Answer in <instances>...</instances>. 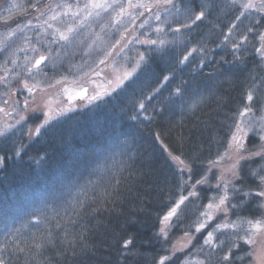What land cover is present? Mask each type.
I'll list each match as a JSON object with an SVG mask.
<instances>
[{
  "label": "trees",
  "instance_id": "trees-1",
  "mask_svg": "<svg viewBox=\"0 0 264 264\" xmlns=\"http://www.w3.org/2000/svg\"><path fill=\"white\" fill-rule=\"evenodd\" d=\"M201 3L212 5L211 15L190 31L182 29L173 35L165 29L167 35L160 38L175 42L165 55H153L148 45L142 46L147 62L112 93L58 115L32 139L29 129L41 123L42 113L28 115L0 136V156L5 157L0 166V244L5 241V225L21 229L19 247L27 242L34 248L30 237L37 229L45 236L52 231L55 239L61 235L55 224L66 223L62 218L66 212L72 214L73 200H79L86 207L83 211L76 208L81 215L73 219H78L75 232L84 236V252L77 249V256L65 257L57 253L68 251L67 244H59L56 249L46 245L37 260L45 264L46 257L51 264H158L161 257L167 256L170 259L165 264H182L205 259L208 248L203 245L204 237L224 217L219 215L209 221L208 228L200 233L190 226L209 197L219 194L217 171L209 162L225 152L233 130V114L247 103L245 92L254 82L257 88H264V57L256 51L260 47L259 34L264 32V12L252 13L238 22L241 9L230 0H191L193 10L199 11ZM233 23L237 28L229 35L228 28ZM249 27L256 29L255 34L247 33ZM242 34L248 35L247 42L239 39ZM225 35L230 41H238L241 48L237 51L231 43L223 42ZM79 41L75 38L70 45L50 44L53 79L69 74L77 63L81 65L82 57L84 62ZM193 47H203L205 54L193 53L188 61L178 63ZM7 61L8 53L1 52L0 64L6 65ZM170 73V79L163 81V76ZM177 87L182 89V96L174 94ZM157 88L160 91L154 94ZM259 94L264 96V92ZM145 95H153L150 104L145 102L148 111L137 120L131 119L138 115L136 103ZM259 143L256 135L246 140L250 150ZM173 156L187 165L183 172L179 171L183 166ZM261 164L259 159L243 162V179L235 184L245 190L257 189L248 169ZM205 176L206 184L196 183ZM193 190L199 196L189 197L181 205L165 237L160 232L164 215L181 195L187 196ZM244 199L238 196L232 203L240 204ZM262 214L264 198L251 196L239 209L231 210L229 218ZM34 215H41L46 223L33 219ZM25 223L28 228L21 227ZM185 232L196 236L193 244L173 255L175 239ZM217 237L223 238L219 233ZM127 239L132 244L124 248ZM249 251V246L241 242L240 248L233 251V264H251L252 257L246 255ZM222 254L214 253L213 264H221L217 257ZM6 255L13 257L14 264L29 260L22 252L10 251Z\"/></svg>",
  "mask_w": 264,
  "mask_h": 264
},
{
  "label": "snow or ice",
  "instance_id": "snow-or-ice-1",
  "mask_svg": "<svg viewBox=\"0 0 264 264\" xmlns=\"http://www.w3.org/2000/svg\"><path fill=\"white\" fill-rule=\"evenodd\" d=\"M234 3H239V0H233ZM41 0H33L30 4V8L32 11L38 13L39 16L43 17L47 15V19L43 20V23L40 25L44 31H47L49 28L53 29L52 35L58 38V41H62L68 43L72 39L73 33L77 32L79 27L84 24L86 20H89L93 17H99L101 13H111L115 12L117 24H120L125 17L129 19L131 23H135V19L139 17L145 16L147 13V17L144 21L139 25V28H144L145 25L149 23L150 20H154L157 23L153 32L157 35V39H140L139 37H134L135 43L148 45V51L153 54L165 55L169 51V46L173 45L175 42L167 39L160 38L161 35H167V32L172 33L173 35L180 33L181 30L190 31L191 28L197 24V22H203L212 12V5L210 3H201L200 10L194 11L191 6V0H136L134 3L133 0H126V3L122 2V0H85L83 4L80 3V0H75L74 4L69 3H56V4H45L44 11H41L39 5ZM241 11L239 15L236 17V21H240L241 17H244L246 13H251V10L255 9L259 12H264V0H245L243 3H239ZM13 8L19 9L20 6L13 4ZM75 8V11H73ZM118 9V11H117ZM128 9H136L137 12L134 15L132 12H129ZM9 13L11 9L8 10ZM27 12V8L23 10ZM72 16L74 18V23L66 25L63 29L55 26V22H58L61 17L64 16ZM2 19L7 23L11 16H4ZM183 21V22H182ZM51 22V23H50ZM256 24L259 21L255 22ZM32 24L31 20H27V22L21 26V24L17 23L15 29H10L8 31V36H15L17 32L23 33L26 28H28ZM177 24L178 26L173 28L172 25ZM237 28V24L233 23L228 28L229 35L232 34L233 30ZM127 32L128 29L126 28ZM256 29L253 27L247 28V33L255 34ZM229 35H225L223 37V42L231 43V47L235 50H239L241 48V44L237 42H233L229 40ZM124 39L122 35L120 40H117L114 45H112V50L115 51L116 45L121 43V40ZM240 40L247 42L248 35L242 34L239 37ZM260 47L256 49L258 53H260L261 57H264V32H261L258 37ZM54 43L57 41H53ZM127 43H132V41H128ZM0 45H3V41H0ZM124 47H127L125 44ZM4 48L0 47V51H3ZM33 52H36L37 49L33 48ZM124 48L120 49V52H123ZM120 52L116 54L119 55ZM193 53H199L201 56L205 54V49L203 47H193L186 53L182 55V58L178 61V63H184L189 60V57L193 55ZM106 56H110L111 52L105 54ZM138 59L136 60L131 71H124L121 76L117 77L115 82V87L111 89V91H115L116 88L121 87L125 81L129 80L133 74L136 72L140 66L147 62L148 57L144 53L138 52ZM50 60L49 55H39L38 58L29 59L25 58V64H30V67H27L26 71L33 78L36 75H40L42 72V65L47 66V63ZM15 64V60L12 61ZM99 64H105V60H99ZM7 72V69L5 70ZM99 75V73H96ZM19 75V73H16ZM173 74L163 76V81L167 82L170 79V76ZM0 81L6 82V77H0ZM55 83H61L60 80H56ZM112 83L111 81L109 82ZM40 86V82L37 81L34 85H29L27 81H24L22 84V88L27 90L30 94H34L36 88ZM54 85H49L52 87ZM160 89L157 88L154 90V94L159 93ZM86 92V89H82L79 92V95H83ZM264 92V88H257L255 86V82L252 87H249L245 92V97L247 103L242 107V109H238L236 113L232 116V125L233 129L230 132V140L227 143L225 148V152L217 157L215 161H210V165H216L220 161L228 160L230 161L228 167L224 170V172L231 176L233 179L229 180L225 178V175H221L218 179L216 189L218 191V195L209 197V202L206 205H203L204 210L199 213L197 221L193 223L190 227L196 232L200 233L202 230L208 228L209 221H213L215 219V215H221L224 219L215 224L211 231H207V235L204 237L203 245L207 246L208 252L204 260L197 261V264H213V255L215 252H223L222 255L217 257L221 264H233V251L238 250L240 248V243L243 242L245 245L249 246L250 251L246 254L248 258L255 256V264H264V214L261 216L252 218V217H241L237 216L235 220H231L230 212L231 210H237L244 204L248 197L255 196L258 198H264V164L256 168H249L248 173L251 178L256 181L257 189L248 188L245 190L243 187H238L235 184V180H242L243 178L239 175L241 171V163H249L253 160L259 159L264 162V144L259 146H253L250 150L246 147V140L249 134L256 135L261 141H264V96H261L259 93ZM108 90L104 92H98L95 95L91 96L92 100H97L103 95H107ZM177 96H182L183 91L180 87H177L174 92ZM73 97L70 95L69 99L71 100ZM153 99V95H145L142 100H139L136 103V108L138 110V115L132 116L131 119L137 120L139 115H143L148 111L146 107V101L150 104ZM7 103V102H5ZM29 101H24L25 110H27ZM256 103L258 106L253 107L252 104ZM3 109H0L2 111ZM155 110V109H153ZM71 111V109H68ZM259 113V115H257ZM63 113H57V115H61ZM54 117L51 115V110L45 114L44 121L37 127V134L40 131V128L44 127L49 123L51 119ZM26 119L24 116L20 117V120ZM145 119L151 120V116H145ZM20 121H17L19 124ZM13 125H5L3 128H0V135H4L7 131H9ZM230 152H234L235 157L229 155ZM16 155H19V150H17ZM104 159H107L105 157ZM173 160L177 161L183 167L179 169V171L183 172L184 168H187L185 162L178 156H173ZM5 160L4 156H0V166L3 165ZM98 167H102V165H98ZM189 169V173H190ZM211 171V168H209ZM117 184L120 183L119 180L116 181ZM197 184H206L207 177H202L200 180L196 181ZM193 189L195 185L192 186ZM106 197L108 193H105ZM199 194L193 190L189 191L187 196L181 195L179 199L176 201L173 207H171L167 213L163 217L164 222H169L173 217H178V211L181 208V205L185 203L189 197H198ZM238 196H242L245 199L241 200L240 204L232 203L233 200H236ZM73 208L72 214L69 215L67 212L65 213V217L62 219L66 220V223H61L58 221L55 224V228L60 230L61 235L57 236L53 239L52 231H47V235L41 233L39 229L36 232L32 233L30 239L34 242V248L32 245H29L27 242L24 247H19L21 241L17 239L20 235V228H9L8 225H5V241L3 244H0V264H14V260L12 256L6 255V253L12 252H22L25 253L26 256H29V260H25L24 264H45L44 261H39L36 257L40 254L41 250L45 248L46 245H51L53 249H56L59 244H67L68 251L58 252V255H63L65 257L72 256L75 257L78 255L77 249H79L80 253H83L86 248V242L84 236L76 233L75 228L78 224V219H73V216L79 218L81 215L80 211H77L76 208H79L81 211L85 209V204L79 200H73ZM93 211L98 212L99 209H93ZM215 214V215H214ZM56 215H59L57 213ZM33 219L39 221L41 224L46 223L45 218L41 215H34ZM22 228H28L29 224L25 223L21 226ZM71 228V231L69 230ZM160 232L167 237V232L165 228H161ZM220 234L223 238L218 239L217 234ZM185 240L182 242V246L176 251H183L185 248L191 244L192 240L195 238L191 236L189 232H185ZM35 241H40L36 243ZM12 245V248H9V245ZM132 244L131 239H127L123 242V247L127 248ZM228 245L225 247V245ZM255 246V247H254ZM203 252V247L201 248ZM175 255V251L172 253ZM18 259V257L16 258ZM47 260V264H51V260L49 258H45ZM170 257H161L158 264H165L166 260H169ZM241 260L244 257H240ZM182 264H191L190 261H184Z\"/></svg>",
  "mask_w": 264,
  "mask_h": 264
},
{
  "label": "rangeland",
  "instance_id": "rangeland-1",
  "mask_svg": "<svg viewBox=\"0 0 264 264\" xmlns=\"http://www.w3.org/2000/svg\"><path fill=\"white\" fill-rule=\"evenodd\" d=\"M1 1L2 0H0V4H1ZM25 1H28V0H24V2ZM9 2H12L11 3L12 5L13 4L18 5L16 3V0H10ZM44 2H46V0H41V3H44ZM49 2H52V1H49ZM53 2L55 4L56 3L74 4L75 0H67V1L53 0ZM84 2L85 0H80L81 4H83ZM122 2L126 3V0H122ZM133 2L135 3L136 0H133ZM230 2H233V0H230ZM243 2H245V0H239V3H243ZM239 3H235V4L239 6ZM9 7L13 8L12 6H9ZM73 11H75V8H73ZM128 11L132 12L134 15L137 12L136 9H128ZM258 12L259 11L253 9V11H251L250 14L247 13L245 14L244 17L251 15L252 13H258ZM260 14H263V13H260ZM147 15L148 14L146 13L145 16L135 19L134 24L131 23L127 17H125V19L120 24H117L115 22L116 20L115 12L101 13L99 17H93L89 20H86L84 24L79 27L78 31L73 33L71 41L67 43L69 45L73 44L72 43L73 39L80 38L79 42L81 43V46L83 48V54L81 55V57L83 55L86 57V58L84 57V62H83V57H82L81 65L77 63V66L76 65L72 66L73 69L71 72H68L69 74L62 76L61 78H56V80H60L61 83L54 82L51 84V85H54L52 87L43 86L42 84H40V86L36 88L34 94H30L28 91L26 92L20 91L24 95L22 101L13 102L12 97H10L12 96V93H13L12 91H8L9 94L7 92V96L1 97L3 94V91L0 90V109H3L2 111H0V128H3L5 125H13V127H15L17 125V121H20V122L23 121V120H20L21 116H24L26 118L30 114L33 115L37 113H42L43 115V119L41 121L42 123L45 119V114L49 112V109L51 110V115L54 118H56L58 116L57 115L58 112L64 114L68 112V109H71L72 111V110L80 109L86 106L88 103L93 101L91 99V96L95 95L98 92H104L105 90H108L109 94L112 93L113 91H111V89L115 87V82L117 80V77L121 76L123 72L126 70L131 71L136 60L139 58L137 55L138 52L142 53L141 48L144 45L135 43L134 37H139L140 39H156L157 38V35L153 32V29H155V27L157 26V23L154 20H150L149 23L145 25L144 28H139V25L144 21ZM244 17H241V18H244ZM36 18H40L39 22L42 24L43 20L47 19V15H45L44 17H41L38 15L36 16ZM3 23H4V20L2 19V16L0 15V26L3 25ZM72 23H74V18L68 15V16L61 17V19L58 22H55V26L63 29L66 25L72 24ZM126 28L128 29L127 32L125 31ZM117 29H119L118 33L115 32ZM30 30H35V34L31 36L28 39V41L27 40L21 41L20 39L18 48L16 47L14 48L16 50L13 51V54L11 52L8 54L9 63L10 62L12 63V61L15 60V63L21 66L22 68H24V72L27 74L26 69L27 67H30L31 65L25 64V58L27 57L29 59H35V58H38L39 55L43 54V55H49L50 60L46 62L47 66L42 65L41 67H43L44 69L53 68L54 67L53 66L54 56L52 55V52L50 51V44L52 46V44H59L63 42L58 41V38L52 35L53 29L51 28H49L47 31H44L40 25L36 26L33 24V26H29L28 28H26L25 32L29 31L30 33L31 32ZM122 35L124 36V39L121 40V43L119 45H116L115 51H113L112 45H114L117 40H120ZM108 36H112V37H108ZM6 37H7V40L15 39V36L9 37L8 33L5 34L1 31L0 41L5 42ZM53 41H57V42L54 43ZM111 41H113L112 44H110ZM128 41H132V43H127ZM125 44H127V47H124ZM5 46L6 44L0 45V47H3L4 49H5ZM77 47H79V45H77ZM33 48H36L37 51L33 52L32 50ZM121 48H124L123 52H120ZM108 52H111L110 56L105 55ZM117 52H120V54L117 55L116 54ZM101 59L105 60V64H99V60ZM1 65H4V64H0V66ZM84 65H87V66L84 67ZM6 69H7V72L10 71V67H4V68L2 67L0 69V72L4 73L6 72L5 71ZM96 73H99V75H97ZM32 77L33 76L31 75V77L29 78L30 81H32ZM110 81L112 82L111 84L109 83ZM36 83L37 81H35V84ZM86 86H89L88 96L86 98L84 97L83 100H81L80 102H76V98H74L75 92L81 91ZM70 95L73 97L71 100L69 99ZM104 96L105 95L101 97H104ZM1 98L3 100H1ZM25 100L29 101L27 110H25V107H24ZM257 115H259V113ZM40 124L34 125L29 129V138L32 139L33 137L37 135L36 129ZM250 135H253V134L250 133L249 136ZM261 144H264V141L260 140V143L257 146ZM230 155L235 157L236 154L234 152H230ZM229 163L230 161L226 160L214 166L215 171H217V174H216L217 182H218L219 177L222 174L225 175L226 179H229V180L233 179L231 176H228L224 172V170L228 167ZM262 164H264V162H262ZM218 216L219 215H215V218H217ZM171 220L169 222L163 221V228H165V230L168 228ZM191 236L196 237L195 235H191ZM185 239H186L185 234L175 239L174 244H173V251H175V254L185 252L187 249L191 247V245L193 244L195 240L194 238L191 244H189L188 247L185 248L183 251H176V249L181 248L182 242ZM187 261H190V260H187ZM197 261L199 260L197 259ZM197 261L195 259H192L190 262L191 264H196ZM251 264H255V256L252 257Z\"/></svg>",
  "mask_w": 264,
  "mask_h": 264
},
{
  "label": "flooded vegetation",
  "instance_id": "flooded-vegetation-1",
  "mask_svg": "<svg viewBox=\"0 0 264 264\" xmlns=\"http://www.w3.org/2000/svg\"><path fill=\"white\" fill-rule=\"evenodd\" d=\"M3 1V2H2ZM1 4H0V15L2 17L4 16H11V19H9L7 21V24H5V21L3 23V25L0 26V32L2 31L3 33L7 34L8 31L10 29H15L16 28V24L19 23L21 25H24L25 22H27V20H31L32 24L30 26L34 25H41V23L39 22L40 18H36V16H38V13H36L35 11H32L30 8V4L33 2V0H28L25 1L24 0H16V3L20 6L19 9L17 8H10L9 6H12V2H9L10 0H2ZM52 1V2H49ZM67 1V0H64ZM45 4H55L53 2V0H46V2L44 3H40L39 7L41 9V11H44L45 9ZM9 8L11 9V12L9 13ZM27 8V12H24L23 10ZM44 17V16H43ZM31 32H24L20 33L17 32V34L15 35V39H8L6 37L5 42H3V45L6 44L5 49L2 51V53H5V55H7V53L9 54L10 52L13 54V51H15L16 49H14L15 47L18 48L19 46V41L21 39V41H25L33 36L35 34V30H30ZM11 37V36H9ZM33 40V39H32ZM1 53V52H0ZM8 63L6 65H1L0 69L3 67H10V71L8 72H4L0 74V77H6V82L5 81H0V90L3 91V94L1 97L7 96V92L8 91H12V100L13 102H19L23 100L24 95L20 92H26L27 90L22 88V84L24 81H27L28 84L34 85L35 81H41L40 84H42L43 86H49L52 83L55 82L56 78H52V76L50 75V72L52 71L53 68H48V69H44L42 67V72L40 75H36L34 78L32 77V81H30V74H26L24 72V68H22L21 66L17 65L16 63H9V61H7ZM44 71V72H43ZM16 73H19V75H16ZM30 76V77H29ZM35 80V81H34ZM34 82V83H33ZM87 87V91H86V95H79L78 93L81 91H76L75 92V97L76 98V102H80L81 100H83V98L88 96V92H89V86ZM9 94V92H8ZM1 100H3L1 98Z\"/></svg>",
  "mask_w": 264,
  "mask_h": 264
},
{
  "label": "water",
  "instance_id": "water-1",
  "mask_svg": "<svg viewBox=\"0 0 264 264\" xmlns=\"http://www.w3.org/2000/svg\"><path fill=\"white\" fill-rule=\"evenodd\" d=\"M83 89H86V91H87V87H84ZM83 95H86V92Z\"/></svg>",
  "mask_w": 264,
  "mask_h": 264
}]
</instances>
